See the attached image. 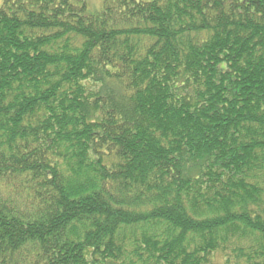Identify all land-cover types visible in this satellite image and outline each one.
Returning <instances> with one entry per match:
<instances>
[{"label":"trees","instance_id":"obj_1","mask_svg":"<svg viewBox=\"0 0 264 264\" xmlns=\"http://www.w3.org/2000/svg\"><path fill=\"white\" fill-rule=\"evenodd\" d=\"M97 1L0 0V264H264V0Z\"/></svg>","mask_w":264,"mask_h":264},{"label":"rangeland","instance_id":"obj_2","mask_svg":"<svg viewBox=\"0 0 264 264\" xmlns=\"http://www.w3.org/2000/svg\"><path fill=\"white\" fill-rule=\"evenodd\" d=\"M95 2H97L98 3V1L97 0H94ZM220 261H219V259H218V263H219Z\"/></svg>","mask_w":264,"mask_h":264}]
</instances>
